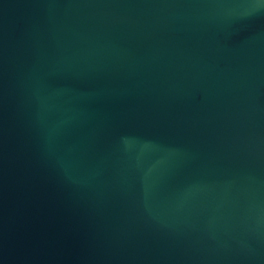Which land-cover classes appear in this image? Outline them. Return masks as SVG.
Returning a JSON list of instances; mask_svg holds the SVG:
<instances>
[{"label": "water", "instance_id": "95a60500", "mask_svg": "<svg viewBox=\"0 0 264 264\" xmlns=\"http://www.w3.org/2000/svg\"><path fill=\"white\" fill-rule=\"evenodd\" d=\"M0 264H264V0H0Z\"/></svg>", "mask_w": 264, "mask_h": 264}]
</instances>
